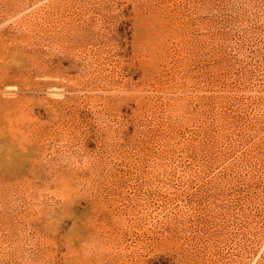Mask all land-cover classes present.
Returning a JSON list of instances; mask_svg holds the SVG:
<instances>
[{
  "label": "rangeland",
  "instance_id": "374dc122",
  "mask_svg": "<svg viewBox=\"0 0 264 264\" xmlns=\"http://www.w3.org/2000/svg\"><path fill=\"white\" fill-rule=\"evenodd\" d=\"M0 264H264V0H0Z\"/></svg>",
  "mask_w": 264,
  "mask_h": 264
}]
</instances>
